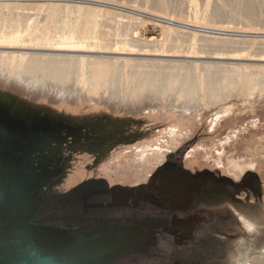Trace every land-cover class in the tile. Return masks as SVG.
<instances>
[{
  "label": "rangeland",
  "instance_id": "374dc122",
  "mask_svg": "<svg viewBox=\"0 0 264 264\" xmlns=\"http://www.w3.org/2000/svg\"><path fill=\"white\" fill-rule=\"evenodd\" d=\"M229 22L216 25L247 29ZM132 25L141 39L191 43L164 41L161 25ZM241 62L249 82L243 76L223 99L189 109L177 108L173 94L162 104L119 93L97 101L75 76L65 86L78 97L61 98L40 91L18 64L0 65V113L38 121L47 133L30 159L0 148L3 264H264V67ZM235 71L244 69L224 70ZM173 119L185 127L170 130ZM141 148L157 155L146 171L133 167Z\"/></svg>",
  "mask_w": 264,
  "mask_h": 264
},
{
  "label": "bare ground",
  "instance_id": "6f19581e",
  "mask_svg": "<svg viewBox=\"0 0 264 264\" xmlns=\"http://www.w3.org/2000/svg\"><path fill=\"white\" fill-rule=\"evenodd\" d=\"M184 1L0 0V48L6 49L0 51V65L8 63L11 69L18 64L20 73L34 77L32 83H42L39 90L44 94L74 100L78 91L65 86L71 76L85 95L108 103L117 93L142 102L157 98L161 104L173 94L178 97L174 105L184 109L199 99H223L243 76L250 81L241 61L264 67V0H223L231 11L217 0L212 10V0H204L203 8L198 0ZM223 19L233 20L231 26L243 22L247 29L232 31L216 25ZM136 23L161 25L164 41L172 37L191 43L180 49L155 37L141 39L137 30H130ZM238 67L244 71L231 76L224 72ZM146 108L143 105L138 111ZM218 113L216 119L222 117ZM171 125L175 132L185 127L177 119ZM146 152L136 151L133 167L138 168V163L145 170L157 158Z\"/></svg>",
  "mask_w": 264,
  "mask_h": 264
},
{
  "label": "water",
  "instance_id": "95a60500",
  "mask_svg": "<svg viewBox=\"0 0 264 264\" xmlns=\"http://www.w3.org/2000/svg\"><path fill=\"white\" fill-rule=\"evenodd\" d=\"M43 124H39L38 121L33 119H26L20 117L19 115L2 112L0 113V148H4L5 152H11L18 155V158L27 159L32 158L34 154L39 150L38 148L31 147L37 141V139H42L46 133ZM47 134V133H46ZM39 152H44L39 151ZM5 187L0 188V216L4 215L3 204L6 195ZM2 227V226H1ZM0 227V236L1 231ZM2 244V243H1ZM0 259V264L4 263L5 259Z\"/></svg>",
  "mask_w": 264,
  "mask_h": 264
}]
</instances>
